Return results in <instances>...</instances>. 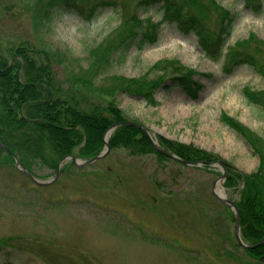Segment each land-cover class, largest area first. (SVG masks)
<instances>
[{
	"label": "rangeland",
	"instance_id": "rangeland-1",
	"mask_svg": "<svg viewBox=\"0 0 264 264\" xmlns=\"http://www.w3.org/2000/svg\"><path fill=\"white\" fill-rule=\"evenodd\" d=\"M38 1L46 0H0V38L4 46L25 41L61 52L62 61L53 65L64 85L70 74L84 76L88 51L119 25L117 10L125 4L133 10L138 2L113 0L117 7L99 8L91 19L88 12L57 6L44 20L36 13ZM217 2L237 16L228 48L252 34L264 42V13L255 15L239 0ZM147 14L162 22L158 41L132 47L109 74L135 78L160 60H176L195 72L202 89L192 99L178 87L161 88L152 104L119 94L118 107L154 141L194 146L242 176L250 174L258 156L220 117L225 112L264 138V114L258 117L242 93L245 87L264 90L263 77L249 65L227 68L229 59L207 57L196 37L162 20L157 5ZM59 170L56 176V169L31 163L39 181L54 179L39 186L14 162L0 164V264H264L237 244L232 209L212 195L213 182L224 172L217 164L190 167L120 147L89 165L65 161ZM224 182V194L236 202L243 185L227 188Z\"/></svg>",
	"mask_w": 264,
	"mask_h": 264
},
{
	"label": "trees",
	"instance_id": "trees-1",
	"mask_svg": "<svg viewBox=\"0 0 264 264\" xmlns=\"http://www.w3.org/2000/svg\"><path fill=\"white\" fill-rule=\"evenodd\" d=\"M239 1L244 7H251L255 15L264 13V0ZM116 5L113 0H46L36 7V13L47 20L52 17L51 10L58 6L79 11L82 16L88 12L85 17L91 19L99 8ZM156 5L163 11L162 20L174 24L183 35L196 37L207 57H224L225 62L229 59L227 68L249 65L264 79V42L252 34L238 42L236 48H228L226 40L237 16L217 0H138L133 10L125 4L117 10L121 14L117 28L88 51L84 76L70 74L67 85L57 79L53 65L62 61L61 52L52 53L25 41L17 46H4L0 38V142L18 155L27 169L37 161L56 169L62 158L72 154L82 159L98 155L104 147L106 130L116 123L129 121L118 107L119 94L141 97L152 104L156 91L172 86L196 98L202 85L193 79V70L176 60H160L145 75L135 78L109 74L113 65L132 47L141 50L158 41L162 22H154L147 14V10ZM97 80L99 85L95 84ZM242 93L247 104L256 107L257 116L262 118L264 90L245 87ZM220 121L242 137L259 158L257 168L244 176L229 167L224 182L227 188L243 185L235 202L241 235L246 243L257 244L264 237V138L225 112ZM161 144L184 160L210 164L217 159L194 146L166 140ZM110 146L125 148L133 156L154 153L160 161L167 159L155 150L142 130L133 125L117 127ZM8 160L13 163L10 153L0 145V164H7ZM246 252L260 261L264 242Z\"/></svg>",
	"mask_w": 264,
	"mask_h": 264
},
{
	"label": "water",
	"instance_id": "water-1",
	"mask_svg": "<svg viewBox=\"0 0 264 264\" xmlns=\"http://www.w3.org/2000/svg\"><path fill=\"white\" fill-rule=\"evenodd\" d=\"M123 124H130V125H135V126H138L137 124H134V123H131V122H127V123H117L115 125H113L111 128H109L107 134H105L104 136V143H105V148L104 150L97 156L87 160V161H81L80 159H78L75 155H69V156H66L64 157L63 159H61V161L59 162L58 164V170H57V174L59 173V169H60V166L61 164L65 161V160H68V159H71L73 161V163L75 165H78V166H85V165H88V164H91L93 162H95L96 160H99L103 157H105L108 153V151L110 150V145H109V139L107 140L106 137L107 135H110L111 132L113 131V129H115L117 126H120V125H123ZM142 129V131L144 132V134L148 137V139L153 143L154 147L163 155H165L166 157L170 158V159H173V160H176L180 163H183L185 165H189V166H194V165H201V163L199 162H190V161H185V160H182L180 159L179 157H177L176 155L170 153V152H167L166 150H164L163 148H161V146L153 141V139L151 138V136L149 135L148 131L146 128L144 127H141V126H138ZM1 146L7 151L9 152V148L0 143ZM12 157L14 158L15 160V163L16 165L18 166V168L25 174L27 175L35 184L37 185H47L51 182H42V181H39L33 174H31L29 171L26 170V168L23 167V165L21 164L19 158L17 157V155L13 154L12 153ZM218 165H220L222 168H223V174L220 176V178H218L217 180H215L213 182V186H212V193L213 195L218 199L220 200L223 204L229 206L234 214H235V237H236V240L238 242V244L244 248H253V247H256L260 244H262L264 242V238L262 239V241L257 244L256 246H249L247 244H245L243 241H242V238H241V233H240V218H239V212H238V208L237 206L235 205V203L231 200H229L225 195H224V191L223 189L217 191V184H221L223 182V180L225 179L226 177V168H225V165L226 163L224 161H221L219 160L217 162ZM264 257H262L263 259Z\"/></svg>",
	"mask_w": 264,
	"mask_h": 264
},
{
	"label": "bare ground",
	"instance_id": "bare-ground-1",
	"mask_svg": "<svg viewBox=\"0 0 264 264\" xmlns=\"http://www.w3.org/2000/svg\"><path fill=\"white\" fill-rule=\"evenodd\" d=\"M106 139L108 140V136L106 137Z\"/></svg>",
	"mask_w": 264,
	"mask_h": 264
}]
</instances>
